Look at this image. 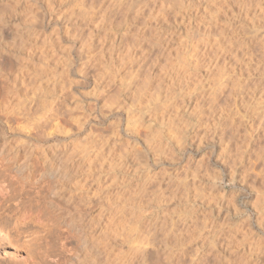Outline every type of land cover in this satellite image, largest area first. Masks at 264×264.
Masks as SVG:
<instances>
[{
	"label": "rangeland",
	"instance_id": "rangeland-1",
	"mask_svg": "<svg viewBox=\"0 0 264 264\" xmlns=\"http://www.w3.org/2000/svg\"><path fill=\"white\" fill-rule=\"evenodd\" d=\"M13 1L3 0L6 6L2 3L8 18H11L9 27L18 33L20 31L18 35L22 38L27 36L28 30L33 34H30L31 38L28 37L24 47L22 46L23 53L14 54L13 59H7L9 63H5L6 68H2L6 76V91L0 94V100H3L2 95L5 99L8 97L7 92H16L11 90L15 83L16 103L25 99L24 96H32L30 100L34 98V105L32 104L33 111L30 109L25 119H22V115L17 117L19 115L7 113L0 117L1 142L5 141V145L16 150L21 155L18 156L19 159L26 158L31 149V156L27 159L30 162L33 159L32 163L39 159L41 149L54 148L55 153L60 156H68L70 187L66 185L64 189L79 190L83 198V195H89L83 199V206L88 203L89 209L88 206L85 207L87 210L83 207L82 213L93 225L106 227L110 220H114L112 217L116 212L112 209L115 205L121 208L125 202L137 201L139 197L134 196L135 190H143L146 186L144 190L149 192L148 197H144L142 216L157 223L156 232L153 230L156 234L151 235L156 243L153 245L155 248L151 247L154 254L146 257L141 264H178L168 255L173 249L184 253L182 264H195V261L196 264H264V0H128L129 4L127 0H122V6L114 2L118 0H34L37 4L35 6L33 3L31 7L34 13L27 9V5L30 6L33 0H18L21 2L18 8L20 15L17 16L19 18L16 17L18 21L12 18L10 11ZM134 2L136 5L131 4ZM149 3L153 5L150 6ZM44 4L48 5L47 13ZM111 4L116 7L111 8ZM8 5L10 6L7 7ZM91 8H95L94 11ZM90 9V12L98 13L95 14L96 19L99 18L96 20L98 24L102 23L98 29L94 25L97 30L95 27L91 29L92 25L87 26V29L83 26V15L80 13ZM136 9L139 11L138 15H135L138 13ZM100 20L102 22L99 23ZM11 28H8L6 35L9 43L15 32ZM90 33L95 36V44L85 41L89 39L87 35ZM116 34L120 40L118 38L114 41ZM111 41L115 43V48ZM87 43L90 47L86 48ZM32 48L35 51L32 52ZM127 50L131 51L129 53L134 60L131 58L133 61H128L130 64L121 68L120 59ZM203 51H207L208 58L215 65L213 70L204 75V65L200 67L202 65L198 64L195 70L192 69L191 80L188 83L181 82L179 72L199 61ZM55 54L59 58L65 56V59L61 57L63 62L66 59L68 61V64L61 62L58 65L62 69L60 76L58 75L60 78L48 75L53 69L51 57H56ZM46 55L49 56L48 62ZM83 57L89 60L85 61ZM216 66L218 70L215 69ZM46 69H49L48 73ZM39 71L37 76L36 72ZM166 74L175 78L171 81L167 78L170 86L164 81ZM110 75L117 78V83H111L106 89L109 93L102 94L98 88H102L101 82L108 81ZM201 76L202 78H198ZM61 80H65L67 84ZM57 81L64 84H58ZM108 83L110 84L109 81ZM116 91L124 94L119 98L122 100L120 110L110 101ZM143 92L148 94L142 100L133 102L136 94ZM210 92L215 98L212 101L209 99ZM105 97L109 100L104 99ZM8 100L9 98L6 101L7 107L10 104ZM104 100L111 108L106 102L103 103ZM23 102L28 104L29 98ZM136 105L144 107L143 112L137 113ZM210 108L212 110L207 111ZM203 109H207L204 112L207 116L204 118L208 117L210 123L206 122L208 125L204 126L197 123V116ZM130 112L134 115L133 123L136 122L137 125L129 123ZM170 113H176L173 130L170 125L167 126ZM96 136H104L107 140L108 144L101 149L105 157L109 156L106 159L100 157L101 146L97 144L94 147L92 144ZM167 143L171 146H166L167 155L157 156V145H168ZM25 149L26 154H22ZM84 150L87 155H84ZM124 160L128 162L127 171L118 164ZM108 161L111 164L116 162V166H112L110 162L108 164L114 169L108 168ZM76 162L81 163L78 169L75 168ZM100 166L102 171H99ZM119 166L121 169L115 168ZM35 175L36 173L27 175V183L24 184L10 181L11 178L7 180V190L28 191L17 198V205H11V202L0 204V232H6L11 237L7 239L0 236V264H20L13 259V254L31 251L34 256L31 264H51L49 260L40 261L41 254H56V240L71 234L69 230L66 233L64 226L57 222L59 219L56 215L50 218L46 214L45 204L49 202V195L45 191L50 188V180L46 178L36 183ZM143 179L146 180L142 181ZM57 186L59 187H55L58 188ZM15 194L16 192L13 193ZM42 196L47 199H40ZM88 197L91 204L87 202ZM61 208L63 209L56 213L64 212L63 203ZM25 211L28 212L26 217ZM140 214L133 216L137 219ZM183 225L188 228L181 233L186 237L181 240L183 244L175 248V243L172 246V241L176 240L174 233L170 235L165 230L177 229L175 227L179 229ZM17 229L24 232L22 236H17ZM41 237H46L50 242L53 240L52 243L48 241L51 247L42 245L44 243ZM122 240L116 245L117 251L125 245ZM255 245L258 247L257 251H253ZM48 248L49 251L46 250ZM116 250L111 253V257Z\"/></svg>",
	"mask_w": 264,
	"mask_h": 264
},
{
	"label": "bare ground",
	"instance_id": "bare-ground-1",
	"mask_svg": "<svg viewBox=\"0 0 264 264\" xmlns=\"http://www.w3.org/2000/svg\"><path fill=\"white\" fill-rule=\"evenodd\" d=\"M11 1V0H10ZM14 1H15V3H14ZM13 1V3H11V5L13 6H11L12 7V10H10L11 11V14H12V18L14 17V19L17 17V16H19L20 15V11H18V8H19V5H20V1H18V0H14ZM24 1V0H23ZM22 1V2H23ZM28 1V0H27ZM34 1V0H33ZM31 2V4H30V6H28L27 5V9H29L30 10V13H34V9H33V11H32V9H31V7H33L32 5H34L35 4V6L37 5L35 2L37 1H34V2ZM38 1H40V0H38ZM37 1V2H38ZM44 1V0H43ZM114 1V0H113ZM124 1V0H123ZM136 1V0H135ZM50 2V1H49ZM65 2V1H64ZM109 2V1H108ZM115 3L117 2V3H119V5H121V3H122V0H118V1H114ZM114 2H112V4L114 3ZM129 1L127 0V3H128ZM133 2V1H132ZM142 3L141 4H143V1H141ZM3 0H0V94H3L4 93V91H6L5 90V83H6V76H5V74H4V70L2 69V68H4L6 65H7V63H9V62H7L8 60L7 59H13L12 57L14 56V54H17L18 52H22V46L24 47V43L25 42H27V39H28V37H30L31 38V35L30 34H33V33H31V31L30 30H28V32H27V36H25V38H22V37H20V35H18L19 33H20V31H19V33L18 32H16L13 28H11V27H9V25H11L10 23H11V21H10V17L8 18V16H7V12H6V8H4V6H3ZM34 3V4H33ZM39 3H42V2H39ZM45 3V2H44ZM48 3V2H47ZM89 3V2H88ZM114 3V4H115ZM116 3V4H117ZM139 3V2H138ZM153 3V2H152ZM152 3H149L150 4V6H151V4ZM9 4V3H8ZM14 4V5H13ZM23 4H24V2H23ZM46 4V3H45ZM44 4V5H45ZM112 4H111V8H115L116 6H113L112 7ZM113 4V5H114ZM115 4V5H116ZM129 4V3H128ZM131 4H134V5H136L135 4V2L134 3H131ZM130 4V5H131ZM147 4V3H146ZM158 4V3H157ZM5 5V4H4ZM16 5V6H15ZM25 5V4H24ZM93 5V4H92ZM125 5V4H124ZM153 5V4H152ZM6 6V5H5ZM10 5H8L7 7H9ZM21 6V5H20ZM23 6V5H22ZM42 6V5H41ZM41 6H39V7H41ZM46 6V5H45ZM48 6V5H47ZM45 7L46 8V13H47V8L48 7ZM96 6V5H95ZM122 6V5H121ZM128 6V5H127ZM141 6V5H140ZM139 6V8H141ZM147 7L148 5H144V7ZM26 7V6H25ZM38 7V8H39ZM93 7V6H92ZM130 7V6H129ZM149 7V6H148ZM153 7V6H152ZM43 8V7H42ZM87 8V7H86ZM110 8V9H111ZM151 8V7H150ZM10 9V8H9ZM39 9H41V8H39ZM81 9V8H80ZM79 9V10H80ZM92 9V8H91ZM91 9L90 10H85V12L84 13H80V15L82 14L83 15V26L86 28L87 26H90V25H92L91 26V29H93V27H97V29L99 28V26H100V24H102V23H100V22H102L101 20L99 21V23L100 24H98V19H96V16L97 15H95V14H98L97 12L96 13H94V12H90L91 11ZM93 9H95V8H93ZM92 9V11H94ZM108 9V8H107ZM129 9V8H128ZM127 8H126V10H128ZM144 9V8H143ZM149 9V8H148ZM156 9V8H155ZM25 10V9H24ZM45 10V9H44ZM82 10V9H81ZM80 10V11H81ZM131 9H129V11H130ZM132 10H134V8L132 9ZM140 10V9H139ZM159 10V9H158ZM162 10V9H161ZM89 11V12H88ZM128 11V12H129ZM136 12L138 11L137 9L135 10ZM135 11H133V12H135ZM141 11V10H140ZM149 12H150V9L148 10ZM163 11V10H162ZM44 12V11H43ZM110 12V11H109ZM127 12V13H128ZM132 12V11H131ZM157 12V11H156ZM161 12V11H160ZM45 13V14H46ZM101 13V12H100ZM103 13V12H102ZM155 13V12H154ZM10 14V15H11ZM44 14V13H43ZM105 14V13H104ZM135 14V13H134ZM139 14V11H138V13H136L135 15H138ZM147 14H150V13H147ZM157 14V13H156ZM9 15V16H10ZM30 15V14H29ZM32 15V14H31ZM81 15V16H82ZM120 15V14H119ZM145 15V14H144ZM151 15H153V13H151ZM106 16V15H105ZM122 16V15H121ZM34 17V16H33ZM80 17V16H79ZM130 17V16H129ZM133 17V16H132ZM154 17V16H153ZM17 18H19V17H17ZM16 18V19H17ZM35 18V17H34ZM100 18H102V17H100ZM104 18V17H103ZM13 19V20H14ZM108 19V18H107ZM128 19V18H127ZM19 19H17V21H18ZM82 20V19H81ZM97 20V21H96ZM143 20H145V18L143 19ZM68 21V20H67ZM152 21V20H151ZM13 22V21H12ZM15 22V21H14ZM97 22V23H96ZM132 22V21H131ZM104 23V22H103ZM143 23V22H142ZM13 24H16V23H13ZM18 25V24H17ZM16 25V27H18ZM95 25V26H94ZM15 26V25H14ZM25 26V25H24ZM150 26V25H149ZM158 26V25H157ZM16 27H15V29H16ZM83 27V28H84ZM96 27H95V29H96ZM8 28H11V29H13L15 32V34L13 33V35H14V37H13V39H12V41H11V43H9L8 42V39H6V35H7V33H8ZM33 28V27H32ZM29 29V28H28ZM64 29H65V27H64ZM87 29V28H86ZM90 29V28H89ZM90 29V30H91ZM96 29V30H97ZM101 29V28H100ZM99 29V30H100ZM13 30H12V32H13ZM19 30V29H18ZM89 30V31H90ZM98 30V31H99ZM128 30V29H127ZM92 32V31H91ZM94 32V31H93ZM109 33V32H108ZM141 33V32H140ZM11 34V33H10ZM10 34L8 35V36H10ZM22 34H24V32L22 31ZM35 34V33H34ZM97 34V33H96ZM12 35V36H13ZM25 35H26V32H25ZM30 35V36H29ZM93 33H90L89 35H87L88 36V38L89 39H86L85 41H87L88 40V43L89 44H91V43H93V40L95 39L94 37H93ZM134 35V34H133ZM138 36V35H137ZM33 37V36H32ZM113 37V36H112ZM119 38V40H120V37H118L117 36V34L116 35H114V37H113V40L115 41V39H118ZM140 38V37H139ZM37 39V38H36ZM108 39V38H107ZM31 40V39H30ZM29 40V41H30ZM104 40V39H103ZM112 40V41H113ZM133 40V39H132ZM142 40V39H141ZM97 41L99 42V40L97 39ZM111 41V43L113 44V46H114V42H112ZM53 42H55V41H53ZM118 42V41H117ZM31 43V42H30ZM86 43V42H85ZM87 43V45L85 46L86 48L87 47H90V45ZM93 44H95V43H93ZM97 44V43H96ZM99 44V43H98ZM111 44V45H112ZM119 44V43H118ZM121 45V44H120ZM155 45V44H154ZM29 47V46H28ZM102 47V46H101ZM130 47H132V46H130ZM156 47V46H155ZM114 48H115V46H114ZM127 48V47H126ZM48 49V48H47ZM81 49V48H80ZM100 49V48H99ZM113 49V48H112ZM118 49V48H117ZM128 49V48H127ZM110 50V49H109ZM201 50H205V49H201ZM25 51V50H24ZM27 51H29V49L27 48ZM33 51H35V50H33V48H32V52ZM151 51V50H150ZM208 51V50H207ZM207 51L205 52V51H203L202 52V58L200 57V60L198 61L197 59V61L199 62V63H197V61L196 62H194V63H191V64H189L188 65V67H187V65H185V68L186 69H183L182 71H180L179 73H180V75H181V82L182 81H184V82H187L188 83V81H189V79L190 78H192V69H194L195 67H196V65H204V67H203V65L202 66H200V67H203L204 69H203V72L205 73L204 75H207L210 71H212L213 70V68L215 67V65L212 63V61H211V59H209L208 58V56L207 55H209L208 53H207ZM31 52V51H30ZM31 52V53H32ZM60 52V51H59ZM97 52V51H96ZM99 52H100V50H99ZM112 52V51H111ZM110 52V53H111ZM129 52H131L130 50L128 51H126L125 52V54H123L122 55V57H121V59H120V67L122 68L123 66H126L127 64H130V63H128V61H130L131 60V58L133 57V56H130L131 54L129 53ZM209 52V51H208ZM23 53V52H22ZM43 53V52H42ZM49 53H51V51L49 52ZM52 53H54V52H52ZM25 54V53H24ZM30 54V53H29ZM46 54H47V52H46ZM62 54V53H61ZM93 54V53H92ZM33 55V54H32ZM34 55H36V52H35V54ZM47 55H49V54H47ZM47 55H46V60H47V62H48V57H47ZM94 55V54H93ZM96 55H97V53H96ZM136 55V54H135ZM27 56V55H26ZM41 56H43V55H41ZM51 56H54V54H52ZM55 56H56V54H55ZM59 56V55H58ZM86 56V55H85ZM92 56V55H91ZM201 56V55H200ZM36 57H39L38 55L36 56ZM36 57H34V58H36ZM62 56H60V58L59 57H51V60H52V63H53V65H51L52 67H53V69H51L50 70V74H52V75H50V74H48L50 77L52 76V78H54L53 77V75H57V78L60 76V74H61V72H62V69L60 70V68L58 67V65H60V63L61 62H63V59H65V56H64V58L62 59L61 58ZM88 57V56H87ZM89 57H90V55H89ZM88 57V58H89ZM119 57V56H118ZM56 58V59H55ZM83 58H85V57H83ZM87 58V59H88ZM20 59V58H19ZM44 59H45V57H44ZM44 59L42 58V60H43V62L44 63H46L45 61H44ZM62 59V60H61ZM86 59V58H85ZM87 59L85 60V61H87ZM133 60H134V58H132ZM9 60V61H10ZM50 60V61H51ZM89 60V59H88ZM98 60V59H97ZM133 60H131V61H133ZM13 61V60H12ZM12 61L10 62V64L12 63ZM36 61H37V59H36ZM40 61H41V58H40ZM49 61V62H50ZM66 64H68L67 62V59H66V61H64ZM63 62V63H64ZM89 62V61H88ZM5 63H6V65H5ZM42 63V62H41ZM51 63V64H52ZM59 63V64H58ZM14 64V63H13ZM20 64V63H19ZM48 64V63H47ZM5 65V66H4ZM43 65V64H42ZM64 65V64H63ZM115 65V64H114ZM23 66H25V65H23ZM27 66V65H26ZM50 66V65H49ZM66 66V65H65ZM218 66V65H217ZM217 66H216V68L215 69H217L218 70V68H217ZM43 67V66H42ZM44 67H46L45 65H44ZM63 67V66H62ZM67 67V66H66ZM129 67V66H128ZM133 67V66H132ZM140 67H142V66H140ZM198 67V66H197ZM196 67V68H197ZM6 68V67H5ZM25 68V67H24ZM29 68V67H28ZM48 68V67H47ZM65 68V67H64ZM195 68V69H196ZM34 69H36L35 67H34ZM50 69V68H49ZM48 69V70H49ZM65 69H67V68H65ZM135 69H137V68H135ZM194 69V70H195ZM202 69V68H201ZM33 70V69H32ZM37 70H39V69H37ZM43 70V72H44V68L42 69ZM42 70H41V72H42ZM48 70L46 69V72L48 73ZM132 70H133V68H132ZM198 70V69H197ZM6 71V70H5ZM110 71V70H109ZM136 71V70H135ZM135 71H133V72H135ZM137 71H139V70H137ZM140 71H141V69H140ZM139 71V72H140ZM42 72V73H43ZM67 72V71H66ZM92 72V71H91ZM40 73V71L39 72H36V74H37V76H38V74ZM65 73V72H64ZM63 73V74H64ZM108 73V72H107ZM124 73H126V72H124ZM62 74V75H63ZM116 74V73H115ZM128 74V73H127ZM131 74V73H130ZM129 74V75H130ZM199 74H201V73H199ZM31 75V74H30ZM35 75V74H34ZM59 75V76H58ZM126 75V74H125ZM196 75V74H195ZM198 75V74H197ZM210 75V74H209ZM45 76V75H44ZM63 76H65V75H63ZM9 77V76H8ZM36 77V76H35ZM114 76H111L110 75V78L112 79H108L107 78V80L110 82V84L108 83V81H106V80H103V82H101L102 83V85L103 86H101L102 88H98L99 90H101V93L102 94H105L106 92H107V87H109L110 85H111V83H113V85H115L114 84V81L117 83V81L115 80V79H117V78H113ZM126 77H128V76H126ZM130 77V76H129ZM206 77H208V76H206ZM37 78V77H36ZM40 78V77H39ZM60 78V77H59ZM62 78V77H61ZM92 78H93V76H92ZM167 78H168V80H173V79H175L171 74H166V76H165V79H164V81H166V85H168V83H167ZM198 78H202V76L201 77H198ZM8 79V78H7ZM49 79H51V78H49ZM128 79V78H127ZM148 79V78H147ZM180 79V78H179ZM16 79L13 77V81H15ZM191 80V79H190ZM22 81V80H21ZM31 81H33V80H31ZM59 81V80H58ZM57 81V82H58ZM62 81V80H61ZM58 82V84H60L61 83V85L62 84H64L65 83V80L64 81H62V82H64V83H62V82ZM218 81H220V77H219V79H218ZM49 82V81H48ZM57 82L55 83V84H57ZM100 82V81H99ZM147 82V81H146ZM28 83V82H27ZM33 83V82H32ZM120 83H121V81H120ZM150 83V82H149ZM164 83V82H163ZM39 84V83H38ZM65 84H67V83H65ZM69 84V83H68ZM109 84V85H108ZM18 85V84H17ZM27 85V84H26ZM60 85V86H61ZM121 85V84H120ZM147 85V84H146ZM160 86V85H159ZM168 86H170V85H168ZM9 87V86H8ZM19 87V86H18ZM62 87H64V86H62ZM96 87V86H95ZM143 89H144V86L142 87ZM141 88V89H142ZM159 89L160 88H162V87H158ZM157 88V89H158ZM17 86L15 85V83H14V85L11 87V90H13V91H16L17 92ZM23 89V88H22ZM140 89V90H141ZM11 91L10 89H7V91ZM29 90V89H28ZM116 90H118L117 88H116ZM119 90H121V89H119ZM115 91V90H114ZM123 91V90H122ZM122 91H120V92H122ZM16 92H7L6 94V99L4 98V96L2 95V97H3V100L0 102V117H3V115H5L6 113L7 114H14V116H17V115H19V116H17V117H20V115H22V119H25V117L29 114V110L31 109L32 110V107H33V99L32 100H30V98H32V96H28V98H29V102H27L28 104H26V102H23V100L25 101H27V99L28 98H26L27 96H24L25 97V99H23V100H21V102L20 101H18V100H20V98L17 100L18 102L16 103V101L14 100V95H15V93ZM111 92V91H110ZM118 92V93H117ZM119 91H116L115 93H114V95H112V93L110 94V95H112V98H113V100L111 99V97L108 95V97L111 99L110 101H113V103H114V105H116V108L118 109V110H120L121 108H122V100L120 101L119 100V98H121L123 95L120 93ZM147 92H149L150 93V90H147ZM147 92H143V93H141V94H136L137 96H135L134 98L135 99H133L134 101L133 102H137V101H139V100H142V98L143 97H145L146 96V94H148ZM10 93H12V94H10ZM98 93V92H97ZM100 93V92H99ZM107 93H109V91L107 92ZM25 94V93H24ZM102 94H100L101 96H102ZM212 92H210L209 93V96H210V100L212 101L213 99H215L214 97H212ZM26 95V94H25ZM29 95V94H28ZM122 95V96H121ZM128 95V94H127ZM142 95V96H141ZM104 96V95H103ZM126 96V95H125ZM17 97V96H16ZM107 97V98H108ZM9 98V107H7V105H8V103L6 102L7 101V99ZM107 98L105 97L104 99H106L107 100ZM109 98H108V100H109ZM126 98V97H125ZM208 99V100H209ZM106 102V104H107V101H103V103H105ZM125 102V101H124ZM123 102V103H124ZM36 103V102H35ZM113 103H110V104H113ZM116 103V104H115ZM33 104V105H32ZM105 104V105H106ZM109 104V103H108ZM107 104V106L109 107V105ZM102 105H104V104H102ZM126 105V104H125ZM106 106V108L108 109V107ZM179 106V105H178ZM113 107V106H112ZM211 107V106H210ZM105 108V109H106ZM109 108H111V107H109ZM115 108V109H116ZM136 108H137V113H139V111H141V112H143L142 110L144 109V107H139V106H137L136 105ZM155 108H158L157 106H155ZM212 108V107H211ZM206 109L207 111H209L210 112V110H212V109ZM125 109H126V106H125ZM205 110V111H206ZM33 111V110H32ZM31 111V112H32ZM125 111V110H124ZM126 111H128V109L126 110ZM135 111V110H134ZM204 109L202 110V112H201V114L200 115H198L197 116V118H198V122L197 123H199L198 125H200L201 123H202V125L204 126V125H206L207 123L206 122H208L209 123V121H208V117L207 118H204V116L206 115V114H204ZM131 112H133V111H131ZM130 112V113H131ZM141 112H140V114H141ZM128 113H129V111H128ZM206 113V112H205ZM6 114V115H7ZM17 114V115H16ZM127 114V113H126ZM53 115V114H52ZM131 116H128V119H129V123H132V124H135V123H133L134 121H133V117H134V115H132V113L130 114ZM143 115V114H142ZM171 117H169V118H167V120H168V122H167V126L168 125H170V129L171 130H173V127L172 126H174V124H173V122H174V118H175V115H176V113H175V115H173V114H169ZM30 116V115H29ZM207 116V115H206ZM16 117V118H17ZM53 117H56L55 115H53ZM6 118H7V116H6ZM15 118V119H16ZM71 118V117H70ZM73 118V117H72ZM75 118V117H74ZM136 118L138 119V117L136 116ZM1 119V118H0ZM10 119H11V117H10ZM34 119V118H33ZM37 119V118H36ZM50 119V118H49ZM52 119H57V118H52ZM76 119V118H75ZM140 119V118H139ZM170 119V120H169ZM2 120V119H1ZM1 120H0V122H1ZM4 120H7V119H4ZM27 120V119H26ZM59 120V119H58ZM57 120V121H58ZM80 120V119H79ZM142 120V119H141ZM17 121H18V119H17ZM36 121V120H35ZM39 121V120H38ZM49 121V120H48ZM75 121V120H74ZM200 121V122H199ZM12 122V121H11ZM11 122H10V124H11ZM26 122V121H25ZM42 122V121H41ZM54 122V121H53ZM56 122V121H55ZM162 123V122H161ZM160 123V124H161ZM1 124V123H0ZM3 124V123H2ZM9 124V123H8ZM41 124V123H40ZM55 124V123H54ZM58 126H59V121H58ZM57 124H56V126H57ZM176 124V123H175ZM210 124V123H209ZM61 125V124H60ZM131 125V124H130ZM136 125H137V123H136ZM135 125V126H136ZM139 125V124H138ZM201 125V126H202ZM208 125V124H207ZM230 125H231V123H230ZM40 126V125H39ZM57 126V127H58ZM129 126V125H128ZM134 126V125H133ZM134 126V127H135ZM146 126V125H145ZM149 126V125H148ZM163 126H164V124H163ZM162 126V127H163ZM197 126V125H196ZM57 127H55L56 129H57ZM172 127V128H171ZM230 127V126H229ZM43 128V127H42ZM147 128V127H146ZM149 128V127H148ZM165 128V127H164ZM168 128V127H167ZM205 128V127H204ZM1 129V128H0ZM54 129V128H53ZM170 131V130H169ZM38 132V131H37ZM43 132V131H42ZM62 132V131H61ZM60 132V133H61ZM65 133V132H64ZM170 133H171V131H170ZM172 133H174V132H172ZM204 133H206V132H204ZM42 134V133H41ZM52 134V133H51ZM59 134V133H58ZM66 134H68V133H66ZM40 135V134H39ZM59 135H61V134H59ZM63 135V134H62ZM102 135V134H101ZM159 135V134H158ZM30 136V135H29ZM48 136H50V135H48ZM63 136H65V135H63ZM106 136V135H105ZM31 137H33L32 135H31ZM41 137V136H40ZM104 136H102V137H97L96 136V138L94 139V141H92L91 143L94 145V147H95V145H97L98 144V146L100 145L101 147H100V151H102L101 153H102V155L100 156L101 158H107V157H109V156H107V157H105L104 156V154H103V150H101V149H103L104 147H105V145L106 144H108L107 143V140H105L104 138H103ZM159 137V136H158ZM65 138V137H64ZM161 138V137H160ZM36 139V138H35ZM92 139V140H93ZM158 139V138H157ZM181 139V138H180ZM37 140V139H36ZM46 140V139H45ZM159 140V139H158ZM180 141V140H179ZM159 142V141H158ZM7 143V142H6ZM113 143V142H112ZM168 144V143H167ZM89 145V144H88ZM115 145V144H114ZM15 146V145H14ZM92 146V145H91ZM97 146V147H98ZM104 146V147H103ZM166 146H170L169 144L168 145H163V144H159V145H157V147H156V149H155V151L157 152V156H159L158 154H160V155H162V154H166L167 153V151H166V149H167V147ZM46 147V146H45ZM93 147V148H94ZM103 147V148H102ZM109 147H111V145H109ZM17 148H19V147H17ZM16 148V149H17ZM21 148V147H20ZM30 148H31V146H30ZM85 148H87V147H85ZM84 148V149H85ZM90 148V147H89ZM92 148V147H91ZM114 148V147H113ZM170 148H171V146H170ZM29 149V148H28ZM63 149V148H62ZM88 149V148H87ZM87 149H85L87 152H88V150ZM115 149V148H114ZM153 149V148H152ZM179 149V148H178ZM19 150V149H18ZM23 150V149H22ZM42 150V152H40V155L38 154V157H39V159L37 160V162L36 163H32L33 162V159H32V162H30L31 160L30 159H27V158H30V151H31V149L27 152L26 151V149L24 150V153H22V154H26L25 153V151L27 152V155H26V158H24V156H23V158L24 159H19L18 158V152L15 150V151H13V148L12 147H8L7 146V144L5 145V141H3V142H1V139H0V179H2L1 181H0V204H6V203H10L11 202V205H17L18 203L16 202V200H17V198H20V196H21V194H23L24 192H27L28 190H7V186L9 185V184H7V180H10V178H11V180L10 181H14L15 180V182H21L22 184H24V183H27V175L28 176H32V175H34L35 173H36V175H35V181H36V183L39 181V180H43V179H46V178H48L49 180H50V183H49V185H50V188H48L49 190H47V191H45V192H47V194L50 196H48V200H49V202H47L46 204H45V212H46V214L47 215H50V218H51V216L52 215H54V217H55V215H56V218H58L59 219V221H57V222H60V225H63L64 226V229L66 230V233H67V230H69V233H71L68 237H67V235H66V237H64V238H62V239H57L56 240V242H55V244L53 243L52 245L54 246H57V252H56V254H54V255H50L49 253H45L44 251V253H42L41 254V257L42 258H39V259H41L40 261H44V262H46V261H48L49 260V262L51 263V264H141V262L142 261H144L145 259H146V257L148 258L149 256L151 257V255L152 254H154V251H153V249L151 248V247H154L153 245H154V243H156L154 240H153V238L154 237H152L151 235L152 234H156L155 232H156V225H157V223H153V221L151 220V219H149L148 220V218H144V216H142V213L144 212V203H145V201H144V197H145V195L148 197V192H149V190H144L145 189V187H144V189L142 190V188L140 189V190H135L136 191V193H135V195L134 196H138L139 198L137 199V201L136 200H132L130 203H129V201L128 202H125L123 205H122V207L121 208H119V207H117V205H115V207L112 209L113 211L115 210V212L116 213H114V217H112V218H114V220L113 221H111L110 219V222H109V220H107L108 222H109V224L107 223V225H106V227L103 225V226H101V225H99V224H96V225H93V223L91 224L90 222L91 221H87V219L84 217V215H83V213H82V211H83V207L85 208V207H87L88 205V203L86 204V206H83V199L86 197V195H88V194H85V195H83V196H85L84 198L81 196V194H80V192H79V190H65L64 188H66L67 186L66 185H68V187H70L69 186V184L70 183H68V180H69V177L71 176L70 174V170H69V161L67 160V158H68V156H66V155H64L63 153V155L62 156H60L59 154H57V153H55V149L53 148H47V149H41ZM84 150V155L87 153L86 151ZM90 150V149H89ZM97 150V149H96ZM170 150V149H169ZM34 151H35V149H34ZM61 151V150H60ZM83 151V150H82ZM100 151H98L99 152V154L98 155H100L101 153H100ZM105 151V150H104ZM109 151H111V150H109ZM109 151H108V153H109ZM113 151V150H112ZM154 151V152H155ZM165 151H166V153H165ZM23 152V151H22ZM39 152V151H38ZM57 152H59L58 150H57ZM86 152V153H85ZM97 152V151H96ZM68 153H70V151L68 152ZM83 153H81L82 154V156H83ZM171 153V152H170ZM88 154V153H87ZM86 154V155H87ZM91 154V153H90ZM156 154V153H155ZM30 155V156H29ZM95 155H96V153H95ZM98 155H96V156H98ZM105 155H107V154H105ZM167 155V154H166ZM37 156V155H36ZM36 156H35V158H36ZM155 156V155H154ZM19 157H21V155L19 156ZM114 157V156H113ZM156 157V156H155ZM34 158V160H36ZM79 158H82L83 159V157H79ZM86 159V158H85ZM126 159V158H125ZM74 160V159H73ZM77 160V159H76ZM93 160H94V158H93ZM92 160V161H93ZM103 161V163L105 162L104 160H102ZM91 162V161H90ZM109 162L110 161H108V163H107V166H108V168H112L111 166H109L110 164H111V162H110V164H109ZM100 163V162H99ZM116 162H114V163H112L111 165L113 166L114 164H115ZM118 163V162H117ZM75 164V163H74ZM74 164H72L73 166H74ZM76 164H77V162H76ZM79 164H81V163H78L77 164V167H75V168H77L78 169V165ZM106 164V163H105ZM109 164V165H108ZM118 164H120L121 166H122V168L124 169L125 168V170L124 171H127V169H128V162L127 161H121V162H119ZM70 165H71V163H70ZM103 165V164H102ZM80 166V165H79ZM115 166H116V164H115ZM74 168V169H75ZM115 168H120L121 169V167L119 166V167H115ZM74 169H72V170H74ZM77 169H76V171H77ZM112 169H114V167L112 168ZM120 169H118V170H120ZM99 171H102L101 170V166H100V170ZM87 172V171H86ZM120 172H123V171H120ZM11 174H13L12 176L13 177H11ZM34 177V176H33ZM34 180V179H33ZM146 180V179H145ZM144 179L142 180V181H145ZM9 181V182H10ZM70 181V180H69ZM86 181H87V179H86ZM85 182V181H84ZM83 182V183H84ZM92 182H94L93 180H92ZM140 182V181H139ZM12 183V182H11ZM14 183V182H13ZM46 183H47V181H46ZM76 183V182H75ZM78 183H79V181H78ZM125 183H127V182H125ZM124 183V184H125ZM137 183V182H136ZM160 184V183H159ZM48 185V186H49ZM56 185H59V187L58 188H56L55 186ZM73 185H79V184H73ZM143 185V184H142ZM48 186H46V187H48ZM160 186V185H159ZM72 187V186H71ZM132 187V186H131ZM76 188H77V186H76ZM75 188V189H76ZM124 188H126L125 186H124ZM158 188V187H157ZM51 189V190H50ZM74 189V188H73ZM160 189V188H159ZM121 191V190H120ZM14 192H16V194L18 193V196H15V195H13V193ZM38 192H40V191H38ZM43 192H44V190H43ZM77 192V194H73V193H76ZM124 192V191H123ZM131 192V191H130ZM157 192V191H156ZM155 192V193H156ZM29 193V192H28ZM37 193V192H36ZM82 193V192H81ZM87 193V192H86ZM118 193V192H117ZM121 193V192H120ZM127 193V192H126ZM154 193V192H153ZM39 195H41L40 193H38ZM38 194H36V195H38ZM114 194V193H113ZM129 194V193H128ZM152 194V193H151ZM150 194V195H151ZM45 195V194H44ZM132 195V194H131ZM89 196V195H88ZM92 196V195H91ZM117 196V195H116ZM153 196H156V195H154L153 194ZM151 197V198H154V197ZM105 197V196H104ZM147 197L145 198V199H147ZM44 197L42 196V198H40V199H43ZM87 198V197H86ZM150 198V199H151ZM44 199H47V198H44ZM43 199V200H44ZM88 199H89V197H88ZM100 199V198H99ZM98 199V200H99ZM155 199V198H154ZM87 199H85V201H86ZM153 200V199H152ZM29 201V199L27 200V202ZM37 201V200H36ZM90 199H89V201H87V202H89L90 203ZM136 201V202H135ZM44 203V202H43ZM61 203H63L64 204V207H65V210H63L64 212H57L56 213V211L58 210V211H61L63 208H61ZM33 204V203H32ZM39 204V203H38ZM91 204V203H90ZM89 204V205H90ZM11 205H10V207H11ZM33 205H35V203L33 204ZM129 205V206H128ZM41 206V205H40ZM37 207V206H36ZM44 207V206H43ZM63 207V206H62ZM135 207V208H134ZM17 208V207H16ZM38 209V208H37ZM86 209V208H85ZM84 209V210H85ZM87 209H89V206L87 207ZM86 209V210H87ZM264 209V208H263ZM44 210V209H43ZM112 210H110V211H112ZM28 211V210H27ZM27 211H25L26 213H25V217H26V215H28L27 213ZM44 212V213H45ZM141 214H140V213ZM101 214V213H100ZM136 214H140V217H138L137 219L136 218H134L135 216H136ZM144 214V213H143ZM133 215H135V216H133ZM127 216H129V218H127ZM49 217V216H48ZM53 217V216H52ZM53 217V218H54ZM109 217V216H108ZM131 217V218H130ZM146 217V216H145ZM10 218V217H9ZM98 218V217H97ZM107 218V217H106ZM152 218V217H151ZM125 219H128L129 221H124ZM136 219V220H135ZM154 219H157L156 217L154 218ZM153 219V220H154ZM135 220V221H134ZM186 220V219H185ZM8 222V221H7ZM94 222V221H93ZM113 222V223H112ZM132 222V223H131ZM155 222V221H154ZM96 223V222H95ZM104 223H106V222H104ZM103 223V224H104ZM112 223V224H111ZM57 224V223H56ZM111 224V225H110ZM145 224V225H144ZM184 224V223H183ZM58 225H59V223H58ZM56 227V226H55ZM61 227V226H60ZM173 227H175V226H173ZM175 228H177V229H173V228H170V229H173V230H170L169 229V231H167V230H165L166 232H169L168 234H173L174 235V237H175V239L176 240H173V241H175V242H173L172 241V246L174 245L173 243H175V245L173 246V247H177V248H179L180 246H181V244H183V243H181V240L182 239H184V236L186 237V235H183L182 236V234L185 232V231H187V227H185V225H183V226H181V228H179L178 229V227H175ZM7 229V228H6ZM19 229V228H18ZM16 230V234H17V236H22L23 235V233H21L22 231H19V230ZM155 229V232L153 231ZM1 230V229H0ZM12 230V229H11ZM15 231V230H14ZM152 231H153V233H152ZM182 231H183V233H182ZM10 233V232H9ZM158 233V232H157ZM182 233V234H181ZM0 236L1 237H4V238H7V239H10L11 237H9V235L6 233V232H0ZM167 234V233H166ZM165 234V235H166ZM168 236V235H167ZM124 237H126L125 238V240H122ZM156 237V236H155ZM219 238L221 237L220 236V234H219V236H218ZM217 237V238H218ZM243 237V236H242ZM42 238V237H41ZM58 238V237H57ZM121 238V239H120ZM165 238V237H164ZM56 239V238H55ZM167 239V238H166ZM165 239V240H166ZM170 239V238H169ZM172 239H174L173 238V236H172ZM42 240H43V243L44 244H42V245H45V247H46V245H47V247L49 246V247H51L50 245H48L49 244V242H50V240H47V238L46 237H43L42 238ZM120 240H122V241H124L123 242V244H125L124 246H121V248H119V250L117 251L116 249L118 248H116V245L118 246V244H119V242H120ZM49 241V242H48ZM154 241V242H153ZM167 241V240H166ZM183 241V240H182ZM37 242V241H36ZM40 242V241H39ZM52 242H53V240H52ZM52 242H50V243H52ZM229 243V242H228ZM38 244H40V243H38ZM37 243H36V245H38ZM167 244V243H166ZM226 245V244H225ZM257 245H255L254 246V250L253 249H251V250H253V251H255L258 247H256ZM37 247V246H36ZM40 247H43V246H40ZM171 247V246H170ZM228 247V246H227ZM44 248V247H43ZM116 248V249H115ZM155 248V247H154ZM225 248V247H224ZM182 249V248H181ZM180 249V250H181ZM45 250V249H44ZM46 250H50L49 248L48 249H46ZM116 250V253H114V254H112L113 255V257H111V253L112 252H114ZM155 250V249H154ZM170 250H172L171 248H170ZM258 250V249H257ZM256 250V251H257ZM32 252V251H31ZM31 252L30 253H26V254H17V253H15V254H13V259H16V263H20V264H31L32 262H34V256L31 254ZM40 252V251H39ZM37 253V254H40V253ZM165 252V251H164ZM171 252V251H170ZM180 251H178L177 249H173L172 250V252L171 253H169L168 255H170L169 257L170 258H174L175 260H176V263H178V264H182V257H183V254L184 253H179ZM157 253V252H156ZM33 254H34V252H33ZM35 255V254H34ZM36 256V255H35ZM35 258H37V257H35ZM198 259V258H197ZM199 260V259H198ZM197 260V261H198ZM37 261V260H36ZM39 261V262H40ZM169 261V260H168ZM192 261V260H191ZM193 261H195V260H193ZM192 261V262H193ZM2 262H3V260H2ZM191 262V263H192ZM36 263V262H35ZM197 262L195 261V264H196ZM36 264H38V263H36ZM42 264H44L43 262H42ZM47 264V263H46ZM193 264H194V262H193ZM243 264V263H242Z\"/></svg>",
	"mask_w": 264,
	"mask_h": 264
}]
</instances>
